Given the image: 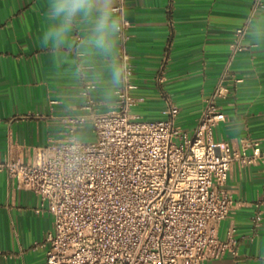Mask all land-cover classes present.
Returning <instances> with one entry per match:
<instances>
[{
  "label": "crops",
  "instance_id": "1",
  "mask_svg": "<svg viewBox=\"0 0 264 264\" xmlns=\"http://www.w3.org/2000/svg\"><path fill=\"white\" fill-rule=\"evenodd\" d=\"M119 4L116 0L115 7ZM251 0H123L129 22L125 51L131 57V113L142 120L165 118L178 108L174 124L191 133L217 85L223 121L213 140L240 149V140L264 146V41L247 32V51L228 60L233 32L241 27ZM46 0H0V264H45L41 246L52 216L36 212L38 197L20 189L5 165L29 162L34 151L72 137L93 138L89 115L114 106V93L88 80L43 50ZM264 12L262 7L256 12ZM79 35V33H74ZM92 109H85L87 100ZM249 153V150L247 151ZM225 188L233 207L219 224L224 239L234 229L237 257L204 264H260L264 250V162L232 164Z\"/></svg>",
  "mask_w": 264,
  "mask_h": 264
},
{
  "label": "built area",
  "instance_id": "2",
  "mask_svg": "<svg viewBox=\"0 0 264 264\" xmlns=\"http://www.w3.org/2000/svg\"><path fill=\"white\" fill-rule=\"evenodd\" d=\"M263 0H251L244 24L234 30L229 62L247 51L249 21ZM123 13V0L116 6ZM120 33V57L130 75L115 90L113 108L89 115L93 141L71 136L34 151L31 161L5 165L18 188L34 193L37 213L48 212L52 231L41 245L45 264H204L237 257L234 229L218 237L233 200L225 188L233 163L264 162V146L240 140V149L213 140L224 114L218 84L191 133L174 124L178 108L163 120L131 113V57L125 51L129 22ZM89 85L85 86L87 96ZM88 99L85 109L91 110ZM249 150V153L247 151Z\"/></svg>",
  "mask_w": 264,
  "mask_h": 264
},
{
  "label": "clouds",
  "instance_id": "3",
  "mask_svg": "<svg viewBox=\"0 0 264 264\" xmlns=\"http://www.w3.org/2000/svg\"><path fill=\"white\" fill-rule=\"evenodd\" d=\"M116 0H46L41 31L43 50L51 52L89 87L104 86L114 93L130 72L120 57L124 15ZM79 33V35H74ZM249 36L264 41V12L249 21ZM264 264V250L258 253Z\"/></svg>",
  "mask_w": 264,
  "mask_h": 264
},
{
  "label": "rangeland",
  "instance_id": "4",
  "mask_svg": "<svg viewBox=\"0 0 264 264\" xmlns=\"http://www.w3.org/2000/svg\"><path fill=\"white\" fill-rule=\"evenodd\" d=\"M91 141H93V138L87 139V140H82L81 142H91Z\"/></svg>",
  "mask_w": 264,
  "mask_h": 264
}]
</instances>
